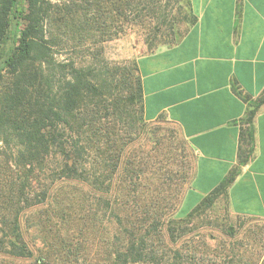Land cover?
I'll return each instance as SVG.
<instances>
[{"label":"trees","instance_id":"1","mask_svg":"<svg viewBox=\"0 0 264 264\" xmlns=\"http://www.w3.org/2000/svg\"><path fill=\"white\" fill-rule=\"evenodd\" d=\"M172 1L0 0V148L9 150L0 152L6 162L0 161V194L7 197L0 210V264L3 259L35 264L23 212L54 199L59 218L69 207L68 185L94 195L95 213L110 210L111 257L105 264H264L262 228L234 241L229 232L230 242H218L213 227L194 223L219 197L227 199L241 166L251 160L254 118L264 94L249 101L239 164L195 208L177 217L195 164L174 153L171 169L160 173V164L147 157L139 141L158 120L145 118L137 61L113 67L98 64L91 53ZM187 16L193 26L197 15ZM168 28L163 35L152 33L151 52L185 35L175 25ZM78 47L87 51L83 59L63 58ZM83 198L79 195L77 203ZM49 219L44 231L55 239L53 228L59 226Z\"/></svg>","mask_w":264,"mask_h":264},{"label":"crops","instance_id":"2","mask_svg":"<svg viewBox=\"0 0 264 264\" xmlns=\"http://www.w3.org/2000/svg\"><path fill=\"white\" fill-rule=\"evenodd\" d=\"M197 22L178 43L137 58L144 115L180 128L195 151L182 207L195 208L239 164L249 101L264 94V0H191ZM251 160L228 189L232 217L264 222V106Z\"/></svg>","mask_w":264,"mask_h":264},{"label":"rangeland","instance_id":"3","mask_svg":"<svg viewBox=\"0 0 264 264\" xmlns=\"http://www.w3.org/2000/svg\"><path fill=\"white\" fill-rule=\"evenodd\" d=\"M189 1L191 0H173L168 8H161V12L154 16H144V20L136 19L135 24L133 22L123 36L104 44H98L96 50L92 49L91 53H96L98 56V64H108L113 67L129 66L132 62H136L139 56L151 52L149 43L153 39V32H158L159 35L166 34L169 32L168 27L171 24L179 27L182 34L189 31L192 26L188 23L189 17L187 15L194 12ZM190 8L192 12L189 11ZM166 18L169 21V26L167 23L163 24ZM161 47H168V45H160L158 48ZM85 55H87V51L80 49V47L62 54L63 58L75 57L80 60ZM145 131H150L151 134L143 132L139 141L142 143V148L147 157H154L157 163L160 164V173L164 174L171 169L168 165L172 162L174 153L178 155L179 161L195 164V151L188 144L180 128L175 124L162 118L146 127ZM133 137L132 135L131 138ZM136 141L138 140L133 142ZM0 147H3L1 143ZM0 150V152L6 151L9 154V150L5 148H0ZM3 159L4 156L1 155L0 161L6 165ZM5 172L7 171L5 170ZM190 185L191 181L184 186V195ZM4 189L5 185L3 186ZM64 191L69 199V207L59 218L53 213V210H55L54 199L23 212L22 224L25 239L34 252L33 263L64 264V261L72 258L78 259L77 264H86V262L87 264H105L111 257L109 244L112 239L113 227L108 226L107 223L110 210L106 212L101 210L99 213H95V206L92 202L94 195L90 194L87 189L77 188L76 185H68ZM51 194L55 195L56 192L53 191ZM79 195L84 197L82 205L77 203ZM6 200V195L4 193L3 196L0 194V210L7 206ZM22 207L26 208L25 205H22ZM190 208V204L187 203L182 207V211L178 212L177 217H184ZM49 218H53V221L59 226L53 228L56 231L55 239L54 235L47 236L44 231L47 229L44 225L45 221H51ZM49 223L52 224V222ZM194 223L199 227L201 225L205 227L207 224L213 227L211 234L217 238L216 241L218 242L223 240L230 242L229 232L234 236L232 241L243 238L251 230L257 231L262 228V232H264V222L262 221L232 217L229 213L227 200L223 196L219 197L209 210L195 219ZM210 242L211 244L216 243L214 240H210ZM3 260L4 264L12 263L10 260Z\"/></svg>","mask_w":264,"mask_h":264}]
</instances>
